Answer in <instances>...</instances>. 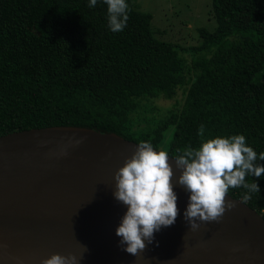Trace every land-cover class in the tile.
I'll return each mask as SVG.
<instances>
[{
	"label": "trees",
	"instance_id": "trees-1",
	"mask_svg": "<svg viewBox=\"0 0 264 264\" xmlns=\"http://www.w3.org/2000/svg\"><path fill=\"white\" fill-rule=\"evenodd\" d=\"M211 22L196 28L189 51L152 34V14L126 0L121 32L97 0H0V135L71 125L114 132L160 149L170 126V156L202 140L242 134L264 152V0H209ZM184 99L158 117L159 98ZM204 136L198 135L199 126ZM264 165V161L257 160ZM259 193L230 189L264 218Z\"/></svg>",
	"mask_w": 264,
	"mask_h": 264
},
{
	"label": "water",
	"instance_id": "water-1",
	"mask_svg": "<svg viewBox=\"0 0 264 264\" xmlns=\"http://www.w3.org/2000/svg\"><path fill=\"white\" fill-rule=\"evenodd\" d=\"M70 138L83 140L69 146ZM137 147L83 126L0 135V264H41L69 252H83L80 264H264V218L230 194L236 206L221 222L190 229L183 216L189 193L176 183L180 170L170 155L177 218L137 256L123 250L116 228L127 207L114 198V174Z\"/></svg>",
	"mask_w": 264,
	"mask_h": 264
},
{
	"label": "clouds",
	"instance_id": "clouds-1",
	"mask_svg": "<svg viewBox=\"0 0 264 264\" xmlns=\"http://www.w3.org/2000/svg\"><path fill=\"white\" fill-rule=\"evenodd\" d=\"M103 2L107 5L109 29L114 33L123 31L129 20V4L126 0ZM96 4L97 0H89V7ZM204 132L201 124L198 135L203 137ZM82 140L70 138L68 145H79ZM59 154L67 155V146ZM258 159L264 161V152L258 156L242 134L202 140L198 147H186L182 154L174 156L175 166L180 170L176 183L189 193L183 216L193 232L199 230L201 222H221L225 211L236 206L226 200L230 189H245L244 201L259 193L258 184L246 180L247 176L264 175V165L258 164ZM173 175L169 154L154 150L147 141H140L131 158L114 174V198L127 207L116 235L127 253L137 256L145 249V241L153 243L155 232L174 224L179 210ZM82 248L87 251L86 246ZM83 256V252L79 256L73 252L53 253L41 264H80Z\"/></svg>",
	"mask_w": 264,
	"mask_h": 264
},
{
	"label": "rangeland",
	"instance_id": "rangeland-1",
	"mask_svg": "<svg viewBox=\"0 0 264 264\" xmlns=\"http://www.w3.org/2000/svg\"><path fill=\"white\" fill-rule=\"evenodd\" d=\"M138 2L142 11L152 14L151 31L158 39L177 42L189 51L195 50L199 43L196 28L211 22L209 0H132ZM183 88L177 90L172 99L159 98L154 101L155 109L148 113L150 116H160L174 103H182ZM174 127L166 132L160 149L166 150Z\"/></svg>",
	"mask_w": 264,
	"mask_h": 264
}]
</instances>
